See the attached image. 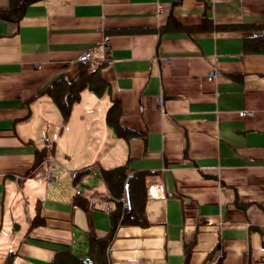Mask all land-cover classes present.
<instances>
[{"label": "crops", "instance_id": "0c3cea01", "mask_svg": "<svg viewBox=\"0 0 264 264\" xmlns=\"http://www.w3.org/2000/svg\"><path fill=\"white\" fill-rule=\"evenodd\" d=\"M17 1L0 0V264L91 262L115 206L101 172L121 166L122 209L144 178L143 222L101 264H264V0ZM93 64L99 93L63 122L49 90Z\"/></svg>", "mask_w": 264, "mask_h": 264}, {"label": "trees", "instance_id": "16d2710c", "mask_svg": "<svg viewBox=\"0 0 264 264\" xmlns=\"http://www.w3.org/2000/svg\"><path fill=\"white\" fill-rule=\"evenodd\" d=\"M31 1V0H18L16 2V6L21 7L25 2ZM0 16H5L4 13H0ZM205 24L203 25V27ZM262 41V39H261ZM263 45V42H262ZM263 48V46L261 47ZM256 49H254L255 51ZM102 65V64H101ZM100 64L97 65L95 69H90L87 70L86 68L80 69L79 74L77 75L76 78H74L72 81H65V80H59L56 84V86L52 89L49 90V95L51 96L53 102L55 103L57 109L60 112L61 118L63 122H66L73 104L79 101L80 98V93L84 89H89L90 91H93L95 94L99 93V88L102 84L99 79V75L96 76L99 67L101 66ZM127 175L126 172V167L121 166L109 170H103L101 172V177L103 178L104 182L106 183L109 192H111V197L115 198V206L114 209L110 212V219H111V226L108 234L101 239H97L93 236L90 230L87 231V242L88 245L91 247L94 245L93 248H90L89 251V256L94 255L93 260H96L98 264H101L99 262V258L101 255H103V251L106 247V244H108L112 238L114 237V234L117 230V227L120 226L123 223H132V222H143V217H144V201H145V196H144V188H145V183H144V178L142 175L140 176H135L134 179L131 181L133 182V187L136 193V202L131 206V209L129 211H125V209L121 208V204L119 199H120V187L125 180V177ZM130 192V190H129ZM73 203L76 205L86 208L87 203L85 202L84 199L80 197H75L73 199ZM12 259L13 255L7 256L4 264H12ZM89 262L88 260L83 261V264H95L93 262ZM51 264H82L80 259L74 256L73 254L70 255L68 254H60L57 255L53 262Z\"/></svg>", "mask_w": 264, "mask_h": 264}, {"label": "built area", "instance_id": "2783aa9c", "mask_svg": "<svg viewBox=\"0 0 264 264\" xmlns=\"http://www.w3.org/2000/svg\"><path fill=\"white\" fill-rule=\"evenodd\" d=\"M106 41H102L97 47L98 51L102 54V56L104 57V54L106 52V45H105ZM92 56H93V52L91 49H87L85 51L82 52V54H80L77 58L78 62H91L92 60ZM97 67V65H92V69H95ZM219 75V72L217 71L216 68H212L211 71L209 72V77L214 79ZM162 103L161 98H158V104L160 105ZM239 116H246L249 115L248 112H239L238 113ZM48 180L51 181L52 177L51 174L48 176ZM129 181H130V176L129 178H127V180L125 181V183L123 184V195H122V203L123 206L125 207L126 210H130L131 209V201H130V195H129ZM150 195L152 197H158V194L156 192V188H151L150 189ZM95 207H102L105 211L110 212V207L107 205H102L100 203H97L95 205Z\"/></svg>", "mask_w": 264, "mask_h": 264}, {"label": "rangeland", "instance_id": "374dc122", "mask_svg": "<svg viewBox=\"0 0 264 264\" xmlns=\"http://www.w3.org/2000/svg\"><path fill=\"white\" fill-rule=\"evenodd\" d=\"M105 55V54H104ZM92 67V66H91ZM93 175H94V173H93ZM94 181H95V179L93 178V177H91L90 178V180L89 181H87V185H89V184H93L94 185ZM85 185V184H84Z\"/></svg>", "mask_w": 264, "mask_h": 264}]
</instances>
